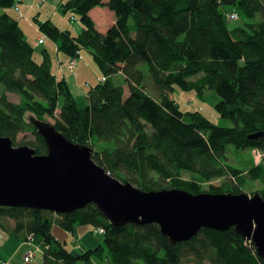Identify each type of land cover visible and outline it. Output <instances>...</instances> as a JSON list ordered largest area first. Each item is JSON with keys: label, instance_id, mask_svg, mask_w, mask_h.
Wrapping results in <instances>:
<instances>
[{"label": "trees", "instance_id": "1", "mask_svg": "<svg viewBox=\"0 0 264 264\" xmlns=\"http://www.w3.org/2000/svg\"><path fill=\"white\" fill-rule=\"evenodd\" d=\"M13 4L0 0V135L12 137L15 146L20 132L32 131L36 139L27 145L38 154L48 152L27 119L31 113L51 119L71 141L92 146L96 163L143 190L243 192L245 171L228 163L232 150H259L260 162L246 174L264 182V0H64L62 9L79 17L82 30H60L50 20L39 27L69 58L87 49L103 70L107 80L82 97L65 78L56 77L46 49L42 61L36 60L18 20L6 11ZM97 6L109 7L116 17L103 33L90 15ZM230 10L243 18L241 25L231 26ZM142 63L149 66L158 96L148 91ZM120 72L128 95L113 79ZM177 87L195 91L201 100L214 90L219 96L214 109L232 125L182 109L171 96ZM7 91L20 101L10 100ZM219 178L225 179L219 186L205 188ZM2 218L14 220L11 235L26 241L33 235L44 251L41 264L104 259L110 264H182L189 256L193 264H264V256L233 227L202 228L191 240L172 245L159 225L115 226L95 204L66 214L0 206V227ZM55 223L68 232L90 224L105 233L94 235L93 247L71 251L54 236Z\"/></svg>", "mask_w": 264, "mask_h": 264}, {"label": "water", "instance_id": "2", "mask_svg": "<svg viewBox=\"0 0 264 264\" xmlns=\"http://www.w3.org/2000/svg\"><path fill=\"white\" fill-rule=\"evenodd\" d=\"M30 122L48 152L15 146L12 137L0 135V206L66 214L95 204L115 226L159 225L172 245L191 240L202 228L233 227L264 256V197L259 193L143 190L96 163L92 146L71 141L49 121L31 117Z\"/></svg>", "mask_w": 264, "mask_h": 264}, {"label": "rangeland", "instance_id": "3", "mask_svg": "<svg viewBox=\"0 0 264 264\" xmlns=\"http://www.w3.org/2000/svg\"><path fill=\"white\" fill-rule=\"evenodd\" d=\"M51 0H48V2L41 6V9H44L45 6L49 3H51ZM54 3V2H53ZM54 8H53V13H57L59 12L58 10H56V4H53ZM99 9V7H97L96 9H93L91 16L94 20L95 23V27L99 32H105L108 28V25L105 24V22L109 21V17L105 16L104 12L97 10ZM6 10H10V8H7ZM232 11V10H230ZM229 11V12H230ZM63 12V11H62ZM9 13V12H8ZM52 15V14H51ZM98 15H100L102 17V19H104L105 22H101L100 19L98 18ZM229 18V17H228ZM242 18V17H241ZM239 17L235 19V20H230L231 26H236L238 24H242L243 22V18L241 19ZM78 22L77 24H81L79 17L77 18ZM70 22L71 19L69 18ZM40 36H44L43 33H41ZM33 46V45H32ZM35 48V58L38 62L42 61V55H41V50L43 48V45L40 46H33ZM41 49V50H40ZM54 58L52 57V67L53 64L57 65V62L54 63ZM80 67H78L75 71L77 77L80 79V90H85L86 92L89 90L88 87L85 85V83L87 81H89L91 83V85H95L99 82L100 78L104 75L103 70H101L100 66L98 65V63L96 62L94 56L92 55V53L87 50V49H82V54L80 57ZM140 69L147 75V87L150 88V90H148L151 94L153 95H157L159 94V90H157V86L154 84L153 81V77L151 75V73L149 72V66L146 63H142L139 65ZM113 79L115 81L116 84L118 85H122L124 87L125 90V95L129 94V85L125 80V77L123 75L120 74H116L113 76ZM85 92V93H86ZM6 94L8 95L9 99L14 101V102H18L20 101V96L16 93L7 91ZM206 97L204 100H201L198 98V96L196 95L195 91L193 90H184V89H180L179 87H177L175 89V91L172 93V97L180 102L181 104V108L184 110H198L203 112L208 118H210L212 121H214L215 123H219L220 125H224V126H230L232 125V122L228 119H224L222 117H220V115L217 113V111L214 109V104L219 100V96L218 94L211 89H208L206 92ZM77 97H82V95H77ZM61 103V101H60ZM31 117V113H27V119H30ZM49 122H53L51 121V119H48ZM36 139L35 134L32 131H25V132H20L17 136L16 139V144H27L30 141H34ZM259 160V156L257 154H255L253 152V150H242V151H235L232 150L229 153V158H228V163L230 165H233L237 168H239L242 171H245L243 173V175L246 177V180L244 184H242L241 188L244 190V192L252 195L256 192H263L264 193V182H261L259 180H252L249 179V177L246 174V170H248L251 166V164H255L257 163ZM183 176L185 178H192L191 174L189 172H184ZM228 179L230 180V177H228ZM225 179L224 178H219V179H214L213 182H208L205 184V188H210L211 185H215V186H219ZM232 182H234L233 180H230ZM236 183V182H234ZM202 186V185H200ZM262 194V193H261ZM82 228L85 229H90L91 227L93 228L92 225L90 224H85V225H81ZM54 230V236L58 237L60 239V241L66 243V246L68 248L70 247H75L76 244H74L73 239H74V235L73 232H68L65 229H63L60 225H58L57 223H55L53 225V229ZM4 230L2 227H0V236L3 235ZM58 239V240H59ZM95 239V243H96V238ZM40 254H43V250H40ZM107 254V252H105V255ZM33 254L29 253L27 255H25L24 259L26 260H32L31 263H25V264H41V258H35V256ZM32 257V258H31ZM35 258V259H34ZM41 260V261H40ZM194 258L192 256L189 257H185L182 260V264H193L194 262ZM98 264H110L108 262L104 260L102 261H96ZM1 264L5 263L4 260L0 261ZM77 264H84L82 261H79ZM204 264H210L208 262V260H206L204 262Z\"/></svg>", "mask_w": 264, "mask_h": 264}, {"label": "crops", "instance_id": "4", "mask_svg": "<svg viewBox=\"0 0 264 264\" xmlns=\"http://www.w3.org/2000/svg\"><path fill=\"white\" fill-rule=\"evenodd\" d=\"M51 1L52 4L48 3L44 9H41V6L45 5L47 2L41 5L39 4V0H24V3L20 4L19 6L20 11H16L13 8H10L9 11H6L19 21V24L23 29L28 41L33 46L43 45L42 49H46L51 54V57L54 58L53 62H57V65L53 64L52 67V71L56 75V77L58 79L65 78L69 83L73 93L78 96H83L85 95L86 91L84 89L80 90V79L75 73L76 69L80 67V59L78 61L77 68L73 71L69 65V57L59 51L58 45L53 39L48 37L43 44H40L38 42L42 31L38 27L39 25L37 24L36 19L50 20L53 24L56 25V27L60 28L61 30H69L73 33H77L81 30L80 24L68 21L70 15L73 13L69 11H61L60 6L63 3V0ZM53 4L57 5L55 9L59 11L56 14L53 13ZM96 8L97 7H95L94 9ZM97 10L104 12L105 16L109 17V21H103L106 25H108L109 28L115 22L114 12H112V10H109L107 6L99 7V9ZM92 11L90 12V14L92 13ZM87 84L91 85L89 81L85 83L86 86ZM1 221L3 224L2 228L4 230V233L0 236V261L5 260L7 261V264L31 263L32 260L29 261L24 259L25 255L29 254L30 252L34 254L35 258L42 257V254H40V250L42 249L39 248L36 243H34L33 241L19 239L18 237L10 234V230L15 225L14 220L10 218H2ZM83 229L84 228L79 226L73 231V242L74 244H76L75 247H70V249H72L73 251H76V249L85 251L87 248H91L95 245V237L90 233L92 227L88 230ZM56 238L59 239L58 237Z\"/></svg>", "mask_w": 264, "mask_h": 264}, {"label": "bare ground", "instance_id": "5", "mask_svg": "<svg viewBox=\"0 0 264 264\" xmlns=\"http://www.w3.org/2000/svg\"><path fill=\"white\" fill-rule=\"evenodd\" d=\"M46 2H48V0H45V1H42V0H39V4H44V3H46ZM22 3H24V0H14V4H13V6L11 7V8H13L14 10H16V11H20V4H22ZM63 3H64V0H63ZM63 3L61 4V6H60V9H61V11H64L63 9H62V6H63ZM97 7H101V6H97ZM95 8V7H94ZM93 8V9H94ZM92 9V10H93ZM108 9L110 10V8L108 7ZM91 10V11H92ZM69 12H71V13H73L72 11H69ZM112 12H114V11H112ZM115 14V13H114ZM91 15V14H90ZM92 17V16H91ZM78 16L77 15H75V13H73V14H71L70 15V19H71V21L72 22H78ZM98 18L100 19V21L101 22H103L104 21V19H102V17L100 16V15H98ZM80 20V19H79ZM115 20H116V17H115ZM44 21H47V20H38V19H36V22H37V24L39 25V22H44ZM19 22V21H18ZM115 23V22H114ZM113 23V24H114ZM81 25V24H80ZM39 27V26H38ZM40 28V27H39ZM60 29V28H59ZM41 30V29H40ZM61 30V29H60ZM81 30H82V25H81ZM80 30V31H81ZM42 31V30H41ZM66 31V30H65ZM69 31V30H68ZM79 31V32H80ZM71 32V31H70ZM42 33L44 34V36H40V38L38 39V42L40 43V44H43L44 42H45V40L49 37L45 32H43L42 31ZM73 33V32H72ZM78 33V32H77ZM27 38V37H26ZM43 40L42 42H40V40ZM28 40V39H27ZM29 42V41H28ZM30 43V42H29ZM31 44V43H30ZM32 45V44H31ZM43 50V49H42ZM81 54H82V52L79 50V51H77V56H75L74 58H69V65H70V67L72 68V70L74 71L76 68H77V65H78V61H79V59H80V57H81ZM118 74H121V75H123L124 76V74L123 73H118ZM125 77V76H124ZM107 80V77L106 76H102L101 78H100V80H99V82H105ZM92 86H94V85H90V84H87V87H88V89L90 88V87H92ZM88 92V91H87ZM87 92L85 93V94H87ZM172 96V95H171ZM255 154H257L258 156H259V160H258V162L257 163H259L260 162V160H261V156H262V154H261V152L259 151V150H257V149H255L254 151H253ZM244 192V191H243ZM219 193H230V192H219ZM232 193V192H231ZM240 193H242V192H240ZM244 193H246V192H244ZM257 193H259L262 197H264V194L262 193H260V192H256V193H254V194H252V195H250V194H248V195H250V196H253V195H255V194H257ZM57 214V213H56ZM79 227V226H78ZM100 228H102L104 231L102 232V233H99V232H97V230L98 229H100ZM90 233H92V235L94 236H96V235H102V234H104L105 233V229L103 228V227H98V228H92V230H91V232ZM32 237V238H31ZM33 235H30L29 236V239H28V241H33L34 242V240H33ZM246 241H249V242H251L252 243V245L254 246V248H255V250L257 251V248H256V246L254 245V243L250 240V239H245ZM34 243H36V242H34ZM37 244V243H36ZM38 245V244H37ZM39 246V248H41L42 249V246L41 245H38ZM47 248H48V246H47ZM70 249V248H69ZM43 250V249H42ZM76 250H78V249H76ZM71 251H73L72 249H71ZM43 253H44V251H43ZM257 253H258V251H257ZM259 254V253H258ZM42 257H43V254H42ZM106 262H108L107 261V259L105 260ZM4 262H6V264H7V261H5L4 260ZM205 262V261H204ZM209 263H210V261H208ZM204 264V263H203ZM211 264V263H210Z\"/></svg>", "mask_w": 264, "mask_h": 264}, {"label": "built area", "instance_id": "6", "mask_svg": "<svg viewBox=\"0 0 264 264\" xmlns=\"http://www.w3.org/2000/svg\"><path fill=\"white\" fill-rule=\"evenodd\" d=\"M42 1H45V0H42ZM228 17H229V19H231V20H235V19H237V18H239V15H238V13L236 12V11H230L229 12V14H228ZM43 40L41 39L40 40V42H42ZM104 230L102 229V228H100V229H98L97 230V232H99V233H102ZM32 238V237H31ZM31 254H33L32 252H30ZM34 255V254H33ZM33 255H32V257H33ZM31 257V258H32ZM1 264V263H0ZM3 264H6V262L5 263H3Z\"/></svg>", "mask_w": 264, "mask_h": 264}]
</instances>
